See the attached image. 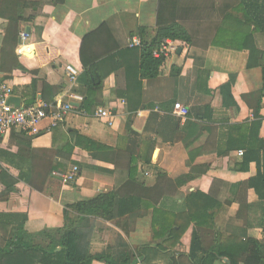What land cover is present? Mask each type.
<instances>
[{
	"label": "crops",
	"instance_id": "0c3cea01",
	"mask_svg": "<svg viewBox=\"0 0 264 264\" xmlns=\"http://www.w3.org/2000/svg\"><path fill=\"white\" fill-rule=\"evenodd\" d=\"M25 4L24 22L0 18V78L12 86L20 107L69 101L64 66L81 70V41L103 23L121 46L129 41L127 30L143 28L145 43L156 31L158 0ZM201 39L186 48L173 41L178 50L134 95L136 111L125 108L122 68L103 80L98 106L85 111L73 103L65 121L50 131L43 122L36 137L19 131L2 137L0 214L24 215L38 229H60L66 206L112 194L119 209L111 221L95 220L90 253L123 240L142 264H200L204 249L244 241V228L246 238L264 242V188L257 180L263 152L243 169L237 155L264 141V32L253 34L258 53L251 60L248 52L204 50ZM248 61L257 66L248 67ZM228 82L230 95L222 97L219 89ZM204 91L212 93L207 109L206 98H197ZM186 101L189 115L181 120L173 105ZM98 108L111 114L110 125L96 117ZM256 115L261 124L254 139L249 133ZM74 167L69 184L53 175ZM192 213L201 215L198 228L189 220Z\"/></svg>",
	"mask_w": 264,
	"mask_h": 264
},
{
	"label": "trees",
	"instance_id": "16d2710c",
	"mask_svg": "<svg viewBox=\"0 0 264 264\" xmlns=\"http://www.w3.org/2000/svg\"><path fill=\"white\" fill-rule=\"evenodd\" d=\"M25 1L0 0V18L8 20L10 24L24 22L22 11L28 7ZM232 2L233 0H158L156 31L149 43L143 41V28L127 30L129 39L135 36L140 39L141 46L138 48L121 46L108 23H103L95 31L85 35L79 49L82 74L76 84L70 86L68 82V91L83 97L79 109L87 111L88 107L98 106L103 80L123 68L125 94L122 98L125 108L136 111L134 95L141 90V82L157 78L165 60L152 55L164 40L181 41L191 47L197 45L199 38H202L204 50L215 48L248 52L251 60V56L258 53L254 47L253 34L264 32V0H237L235 5ZM256 64L248 61L247 66H257ZM262 72L264 80V66ZM194 75L197 79L198 70H194ZM230 92L231 82L219 89L222 97L229 96ZM94 95L96 100H92ZM199 97L204 100L206 98L208 102L203 106L207 109L212 93L204 91L202 97L199 95L197 98ZM189 102L186 101L183 105L187 110ZM260 124L261 117L256 115L251 123V138H259ZM175 139L178 140L179 136ZM97 148L106 149L103 146ZM259 150L263 152V156L261 162L257 163L261 168L257 180L264 188V141L257 148L253 144L247 147L240 167H247ZM14 184L16 182L13 181L7 186L6 195L12 191ZM199 197L201 195H194L192 200L199 201ZM119 206L120 201L108 193L97 194L90 200L68 205L64 208V225L60 229H38L24 215L0 214V264H142L141 258L133 254L123 240L100 254L90 253L95 220L111 221L114 208L119 209ZM200 217L199 213H192L189 220L198 228ZM231 222L228 219V226L233 224ZM243 231L244 241L215 244L208 250L204 249V257H201L199 263L212 264L214 260L224 258L230 264H264V242L246 238L245 228ZM196 233L193 230L192 234ZM191 260L195 261L193 258Z\"/></svg>",
	"mask_w": 264,
	"mask_h": 264
},
{
	"label": "built area",
	"instance_id": "2783aa9c",
	"mask_svg": "<svg viewBox=\"0 0 264 264\" xmlns=\"http://www.w3.org/2000/svg\"><path fill=\"white\" fill-rule=\"evenodd\" d=\"M127 45L129 48H138L141 46V41L134 37L129 39ZM182 47L186 48L187 45L182 43ZM177 50L178 46H175L173 41L164 40L152 55L155 58L163 57L165 59L164 64ZM64 73L69 85L72 86L77 83L82 70L72 65H66L64 66ZM12 97V86L6 80L0 78V139L12 131H19L25 135L36 137L41 132L39 127L43 122L48 123L47 131H50L65 121L66 117L74 110L73 103L79 105L83 102L81 95L70 91H68L69 101L56 100L48 104L42 103L38 106L15 107L9 102ZM173 110L181 120L186 119L188 110L185 107L174 103ZM95 115L100 119H105L106 123L110 125L111 114L108 111L98 108ZM237 155L241 157L243 151H238ZM77 171L78 169L74 167L67 174L53 173V175L63 183L69 184L74 180Z\"/></svg>",
	"mask_w": 264,
	"mask_h": 264
},
{
	"label": "water",
	"instance_id": "95a60500",
	"mask_svg": "<svg viewBox=\"0 0 264 264\" xmlns=\"http://www.w3.org/2000/svg\"><path fill=\"white\" fill-rule=\"evenodd\" d=\"M27 32H28V29H27ZM9 102L12 103L15 107H20V102H19V99L17 98L12 97ZM224 261L228 264L227 260H224Z\"/></svg>",
	"mask_w": 264,
	"mask_h": 264
}]
</instances>
